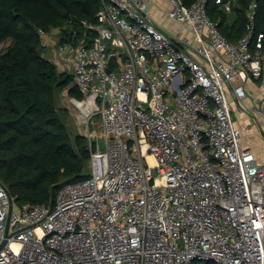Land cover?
Returning <instances> with one entry per match:
<instances>
[{"label":"built area","instance_id":"built-area-1","mask_svg":"<svg viewBox=\"0 0 264 264\" xmlns=\"http://www.w3.org/2000/svg\"><path fill=\"white\" fill-rule=\"evenodd\" d=\"M166 1L179 28L153 21L152 0H102L77 40L40 32L83 95L71 99L81 116H100L104 145L86 135L91 173L55 203L12 196L10 213L0 178V264H264V161L244 144L230 102L264 116L257 2L233 42L208 0ZM249 80L261 90L248 104Z\"/></svg>","mask_w":264,"mask_h":264},{"label":"trees","instance_id":"trees-1","mask_svg":"<svg viewBox=\"0 0 264 264\" xmlns=\"http://www.w3.org/2000/svg\"><path fill=\"white\" fill-rule=\"evenodd\" d=\"M252 1L231 0L227 10L208 0L207 13L235 42L246 32ZM255 1L257 30L264 31V0ZM101 7L102 0H0V178L18 205L55 203L62 186L90 174L89 138L71 133L64 120L69 110L57 102L61 89L79 100L83 95L72 73L44 56L40 32L59 29V42L76 33L77 40L86 33L81 22H96Z\"/></svg>","mask_w":264,"mask_h":264},{"label":"rangeland","instance_id":"rangeland-1","mask_svg":"<svg viewBox=\"0 0 264 264\" xmlns=\"http://www.w3.org/2000/svg\"><path fill=\"white\" fill-rule=\"evenodd\" d=\"M53 35L55 39L58 40V32L57 29L53 30ZM44 56L51 60V54L49 51L44 52ZM69 89H61L57 94V102L60 107L67 106L69 110V114L64 117L65 122L67 123L72 134H83L87 135L89 132L97 133L98 139L102 146L104 145L103 131L101 127V119L99 115H96L90 123H87L83 116H81L79 108L71 101V97L68 95ZM249 95L256 98V92L254 91ZM230 102L232 106V115L234 119L240 117V114L243 112L245 107L238 102H233L232 96H230ZM260 107V105H258ZM244 121V132L243 138L245 137L251 142L256 144L255 152L259 153L260 158H264V116L256 114H247L246 117L243 115L240 117ZM89 126V130H88ZM262 160V159H261ZM89 173H91V164L89 162ZM213 262V261H212Z\"/></svg>","mask_w":264,"mask_h":264},{"label":"crops","instance_id":"crops-1","mask_svg":"<svg viewBox=\"0 0 264 264\" xmlns=\"http://www.w3.org/2000/svg\"><path fill=\"white\" fill-rule=\"evenodd\" d=\"M168 7V3L166 0H152V3H151V6H150V12L152 14V18H153V21L155 23H157L159 26L161 27H164L166 29H176V28H179L178 24H176L175 22L173 21H170L166 18L165 16V11ZM53 32V31H52ZM51 32V33H52ZM57 32H58V36H59V29H57ZM51 38H52V41H59V38L60 36L58 37V40L55 39V36L53 35V33L51 34ZM45 51H49V53L51 54V60L55 62V53L53 51V49H45ZM56 63V62H55ZM58 65V64H57ZM58 69L60 71H69L67 69H64L61 65H58ZM247 87L249 89V93H253L254 91L256 92V96L258 93H260V90H261V87H260V82L259 81H253V80H249L248 83H247ZM71 99L73 98L70 94H68ZM232 96V95H230ZM232 99H233V96H232ZM255 98L251 96H249L247 99H246V103H251ZM233 102H234V99H233ZM67 107V106H65ZM68 108V107H67ZM243 115V117H246L247 114L246 113H241L240 114V117ZM240 117H238L236 119L239 127L242 129V131L244 132V121L243 119H240ZM245 137V140L243 138V141H244V144L247 145V146H250L254 152H255V147H256V144L254 142H251L247 139L246 136ZM257 154V156L259 157V153H257V151L255 152ZM261 157V156H260ZM259 157V158H260ZM264 161V158H260Z\"/></svg>","mask_w":264,"mask_h":264},{"label":"water","instance_id":"water-1","mask_svg":"<svg viewBox=\"0 0 264 264\" xmlns=\"http://www.w3.org/2000/svg\"><path fill=\"white\" fill-rule=\"evenodd\" d=\"M154 174H156V171H154ZM9 197H10V201H11V205H10V213H11V211H12V208H13V198H12V194H11V192H9ZM9 222V221H8ZM6 243H7V240H4L3 242H2V244L0 245V250L6 245ZM210 261V260H209Z\"/></svg>","mask_w":264,"mask_h":264},{"label":"bare ground","instance_id":"bare-ground-1","mask_svg":"<svg viewBox=\"0 0 264 264\" xmlns=\"http://www.w3.org/2000/svg\"><path fill=\"white\" fill-rule=\"evenodd\" d=\"M150 159H152V158H150Z\"/></svg>","mask_w":264,"mask_h":264}]
</instances>
